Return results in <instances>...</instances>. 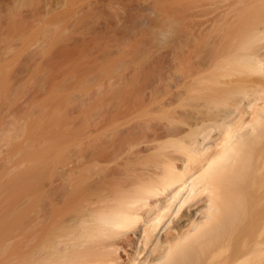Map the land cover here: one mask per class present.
<instances>
[{
    "label": "bare ground",
    "instance_id": "obj_1",
    "mask_svg": "<svg viewBox=\"0 0 264 264\" xmlns=\"http://www.w3.org/2000/svg\"><path fill=\"white\" fill-rule=\"evenodd\" d=\"M157 33L51 143L49 195L4 199L0 264H264V0H176Z\"/></svg>",
    "mask_w": 264,
    "mask_h": 264
},
{
    "label": "rangeland",
    "instance_id": "obj_2",
    "mask_svg": "<svg viewBox=\"0 0 264 264\" xmlns=\"http://www.w3.org/2000/svg\"><path fill=\"white\" fill-rule=\"evenodd\" d=\"M175 13L176 0H0V128L23 146L14 158L0 146V206L49 195L51 143L85 112L112 111L115 75L159 50Z\"/></svg>",
    "mask_w": 264,
    "mask_h": 264
}]
</instances>
